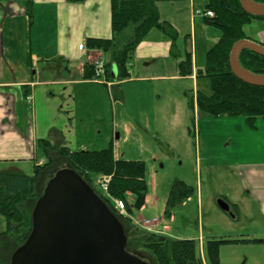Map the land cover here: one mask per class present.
<instances>
[{
	"label": "rangeland",
	"instance_id": "1",
	"mask_svg": "<svg viewBox=\"0 0 264 264\" xmlns=\"http://www.w3.org/2000/svg\"><path fill=\"white\" fill-rule=\"evenodd\" d=\"M202 1L204 0L196 1V8L204 14L203 10L206 6ZM178 20L181 28L177 45L181 50L180 56L184 59L185 44L186 42L190 44V37L194 39V33L188 15H182ZM29 21L30 24L31 19ZM204 22L208 23L205 20ZM263 23L264 20L253 18L245 24V34L250 39L260 41L259 33L264 27ZM208 27L211 29H206L203 24L196 28L197 44L193 47L194 58L197 54L198 67L204 66L206 62L208 47L206 48L205 41L217 42L220 36L217 28ZM47 30V33L52 35L53 30L49 29V26ZM38 31L35 35L42 41L40 30ZM52 36L53 41L54 35ZM26 41L25 53L28 56L30 72L36 69L42 71L43 63L36 64L38 59L31 60L35 64L33 68L31 67L28 36ZM36 48L40 50L43 45L40 47L36 45ZM45 50L46 54L55 53L54 45L50 48L49 45L45 46ZM132 59L133 57L128 62V69L134 73ZM174 59L172 57L170 61ZM59 63V61L50 62L53 69H56L54 66ZM171 64L169 62L167 67ZM65 66L67 72L65 69L62 71L65 77L76 79L80 77L77 65ZM158 68L155 65L152 71L146 74H155ZM178 75L177 79L148 77L146 81L131 82L126 87L127 101L115 99L113 87L110 88L107 84L97 85L94 88L97 107H92L95 103H82L79 85L75 87V91L74 85H67L66 89L65 86L58 87L57 90L64 91L65 95V106L60 112L57 104L62 98L52 97L50 106L45 94L37 88L36 98L29 104L26 113L25 128L29 124L31 126L35 123L42 124L47 118L61 119L65 125L72 128L70 118L74 116L75 127L80 126V130L77 135L73 132L66 134L67 146L70 149H101L113 144L114 150L118 151L122 158L142 160L146 164L145 205L137 208L134 205L135 195L128 192L126 202L131 210H127L126 206L125 209L119 210L117 208L119 200L115 201V206L121 214L130 216L134 220L133 223L141 228L166 234L172 239H193L197 248L201 250L205 242L213 237L239 239L237 242L221 245L222 264H264V242L253 240L264 238V211L243 189L234 165L240 160L263 158L257 154H244L238 148L239 142H242L243 146V143L253 144L257 139L251 134L241 132L237 122L232 120L234 117H215L199 113L196 104L194 110L190 109L188 94L196 95L198 89L210 93L209 80L200 79L195 84L180 72ZM105 81L103 78L102 82ZM49 106L53 109H48ZM68 112L71 114L69 115ZM154 113L156 120L152 117ZM241 118L244 120V117ZM256 126H258L257 122ZM98 131L102 132L98 133ZM91 132L95 136L93 141L83 138L90 137ZM36 147V151L32 146L30 151L28 147L24 152L20 147L13 150L14 156L4 157V159L11 158L10 160L0 162V172H21L34 176L36 165L49 161V156L44 154L45 150L38 144ZM59 163L61 167L69 166L64 159ZM53 172V169L48 168L41 174L39 182L41 181L42 187L46 185ZM176 179L191 185L194 193L174 207L171 219L165 215V206L170 188ZM93 180L94 189L106 193L101 186L106 184L104 176L94 177ZM220 198L226 199L230 204L232 202L231 211L220 207L218 203ZM157 218L161 220L159 225L155 224ZM147 220L150 222L146 223ZM5 230H7L6 220L0 215V233ZM15 249L11 239L0 238V251L5 256H11Z\"/></svg>",
	"mask_w": 264,
	"mask_h": 264
},
{
	"label": "trees",
	"instance_id": "2",
	"mask_svg": "<svg viewBox=\"0 0 264 264\" xmlns=\"http://www.w3.org/2000/svg\"><path fill=\"white\" fill-rule=\"evenodd\" d=\"M80 2L83 0H68ZM161 0H111L112 36L110 38L90 37L88 48L100 49L108 54L105 61V77L107 80L122 81L131 76L128 62L133 57L138 45L150 30H163L174 43L178 33L170 22L162 20L158 9ZM170 1V0H167ZM264 3V0H253ZM211 10L214 16L204 20L217 27L220 36L207 51L206 63L196 71L197 80L208 79L210 93L197 90L196 95L188 94L190 109L211 116L244 117L250 128L256 127L259 118L264 119V86H256L239 79L230 66V53L233 45L240 39L247 38L245 24L253 18L263 19L264 16H253L246 12L240 0H208L205 12ZM32 21L31 7H27ZM241 64L250 71L264 74V56L244 49L240 53ZM116 67V76L112 77V67ZM180 73H193V56L187 52L179 63ZM85 78H95L94 65L85 66ZM115 99H124L121 90L118 92L113 85ZM119 88V87H118ZM191 131V128H190ZM39 145L48 153L47 163L36 165L34 176L18 172H0V215L6 220L7 230L0 233V238L11 239L15 248L27 239L32 229V208L43 193L39 179L48 168L55 173L61 168L59 161L64 159L69 167L76 170L94 187V177H109L107 184H101L106 193L97 191L108 206L116 212L124 223L128 235V248L147 255L152 264H222L220 248L222 244L237 242L239 239L213 237L198 249L193 239H172L166 234L141 228L130 216L118 212L115 201L126 202L128 192L135 195V206L142 208L147 196L146 164L142 160L116 157L113 144L101 149L73 150L67 145H56L48 139H39ZM52 173V174H53ZM52 176V175H51ZM50 176V177H51ZM49 177V178H50ZM48 178V180H49ZM194 193L191 185L176 179L169 191L165 215L171 218L173 209ZM235 206V204H234ZM262 241L263 239H253ZM10 257L0 251V264H10Z\"/></svg>",
	"mask_w": 264,
	"mask_h": 264
},
{
	"label": "crops",
	"instance_id": "3",
	"mask_svg": "<svg viewBox=\"0 0 264 264\" xmlns=\"http://www.w3.org/2000/svg\"><path fill=\"white\" fill-rule=\"evenodd\" d=\"M196 1L161 0L157 3L161 19L170 22L178 31L179 37L181 26L178 19L182 15H188L191 20L190 24L194 39L190 37V44L186 42L185 55L187 52L192 53L193 73L184 77L190 78L195 84L197 83V69L204 67H198L197 54L194 58L193 45L196 46L197 44L196 28L202 24L206 29H211L208 26L217 28L204 22L205 16L196 8ZM202 2H205L206 6L208 0ZM28 6L31 7L32 12L30 24L27 12ZM48 26L49 29L53 30V41L51 33H47ZM38 30H40L42 41L35 35L36 31L39 32ZM259 35L260 41L251 40L264 44V27ZM27 36L31 67L33 68V65H35L31 60L38 59L36 64L43 63L42 71L36 69V71L31 70L30 72L28 68V56L25 53ZM111 36V0H83L80 2H70L68 0H0V162L10 160L11 158L4 159V157L14 156L12 151L19 147L24 152L26 147L30 151L32 146L36 151L39 139H48L56 145H67L68 137L66 134L73 132L77 135L79 132L80 126L75 127L76 118L74 116L70 118L72 128H69L67 124L65 125L61 119L49 120V118L42 124L37 125L35 123L34 126L29 124L25 128L27 126L25 122L26 113H28L29 104L36 98L37 88L45 94L50 106L52 97L62 98V101L57 104L59 106L58 112H60L63 111L65 106V95L64 91L57 90L58 87L65 86L66 89L67 85H74L75 91V87L79 85L82 103H95L92 107H97L96 102L98 101L94 95V88L97 85L107 84L110 88L116 85V91L121 90L124 96L123 101H127L126 87L131 82L146 81L149 79L148 77H152L150 79H177L179 77V62L182 57L180 56L181 50L177 45L178 39L173 43L163 30L154 28L150 30L136 48L132 59L135 72H132L129 78L120 82L112 78L113 80H108L105 83L85 78L86 65L92 64L97 59L105 61L108 59L106 52L100 49L88 48L87 39L90 37L110 38ZM247 38L250 39L248 36ZM215 41L206 40V48L208 47L209 50ZM36 45H39V47L43 45V48L39 50ZM48 45L49 48L54 45V54H46L45 46ZM172 57L175 58L174 61H170ZM51 61L60 62L55 64L54 68L56 69L51 67ZM169 62L172 64L167 67ZM66 64L70 66L77 65L80 77L77 79L65 77L62 71L65 69L67 72ZM155 65L156 68L159 66L158 72L146 74L150 73ZM111 73L112 77L117 74L114 76L112 70ZM50 106L48 109H53ZM74 113H76V110ZM115 116L118 121L116 110ZM152 117L156 120V113L152 114ZM232 120L237 122L241 132L251 134L257 139L253 144L243 143V146L242 142H239L238 148L244 154H257L263 158L260 160H240L234 165L243 189L259 203L264 211V119L259 118L257 120L258 126L255 128L246 125L245 120L241 117H234ZM101 132L98 131V133ZM83 138L93 141L95 136L91 132L90 137ZM258 139L261 141H258ZM82 145L81 147H83ZM44 154L46 156L55 155V153L46 151ZM158 223L161 224V220L155 224Z\"/></svg>",
	"mask_w": 264,
	"mask_h": 264
},
{
	"label": "water",
	"instance_id": "4",
	"mask_svg": "<svg viewBox=\"0 0 264 264\" xmlns=\"http://www.w3.org/2000/svg\"><path fill=\"white\" fill-rule=\"evenodd\" d=\"M253 16H264V3L240 0ZM244 49L264 56V44L238 40L230 53V66L241 80L264 86V74L240 62ZM113 75L116 67H112ZM220 207L231 211L224 198ZM32 229L10 258V264H152L128 251V235L118 215L81 174L70 167L57 170L32 209ZM142 257L144 255H141Z\"/></svg>",
	"mask_w": 264,
	"mask_h": 264
},
{
	"label": "built area",
	"instance_id": "5",
	"mask_svg": "<svg viewBox=\"0 0 264 264\" xmlns=\"http://www.w3.org/2000/svg\"><path fill=\"white\" fill-rule=\"evenodd\" d=\"M205 15L208 16V17H212V16H214V12L211 11V10H208L205 13ZM94 71H95L94 74H95V78L96 79L102 80L104 78V74H105V63H104V61L102 59H98V60L95 61V63H94ZM104 179H105V182L107 184L109 182V177L106 176V177H104ZM117 204H118L117 205V208L119 210L125 209L124 202L118 201ZM156 221H158V220L156 219ZM149 222H150L149 220L146 221V223H149Z\"/></svg>",
	"mask_w": 264,
	"mask_h": 264
},
{
	"label": "flooded vegetation",
	"instance_id": "6",
	"mask_svg": "<svg viewBox=\"0 0 264 264\" xmlns=\"http://www.w3.org/2000/svg\"><path fill=\"white\" fill-rule=\"evenodd\" d=\"M31 214H32V212H31ZM127 249H128V251H129L130 253L135 254L136 256L139 255V254H137V252L140 253L141 255H144L143 257H142L141 255H139V257H140L141 259H143V260H146V261L150 262L149 259L147 258V255H146V254H144V253H142V252H140V251L130 250V249L128 248V246H127Z\"/></svg>",
	"mask_w": 264,
	"mask_h": 264
},
{
	"label": "bare ground",
	"instance_id": "7",
	"mask_svg": "<svg viewBox=\"0 0 264 264\" xmlns=\"http://www.w3.org/2000/svg\"><path fill=\"white\" fill-rule=\"evenodd\" d=\"M104 78H105V80H106L105 82H107L108 80L106 79L105 74H104ZM119 201H120V200H119ZM32 209H33V208H32Z\"/></svg>",
	"mask_w": 264,
	"mask_h": 264
}]
</instances>
